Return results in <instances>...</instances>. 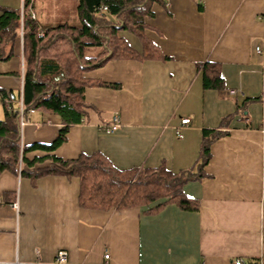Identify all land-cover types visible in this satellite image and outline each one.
Segmentation results:
<instances>
[{
	"label": "crops",
	"instance_id": "1",
	"mask_svg": "<svg viewBox=\"0 0 264 264\" xmlns=\"http://www.w3.org/2000/svg\"><path fill=\"white\" fill-rule=\"evenodd\" d=\"M3 8L24 10L25 25L32 13L44 29L81 25L78 0H0V15ZM73 10L80 24L70 23ZM152 10L143 37L118 31L138 56L84 71L92 82L84 90L86 116L70 125L66 140L54 150L28 151L34 165L19 160L17 171L0 172V260L56 264L67 250L70 264H264V54L254 51L264 42V0H162ZM20 28L19 20L15 42L3 44L13 53L0 59V89L14 94L9 106L16 109L26 71ZM147 43L155 50L148 57ZM205 63L215 64L209 73L221 77V89L204 87ZM115 113L121 126L108 134L102 125ZM5 114L0 99V120ZM26 114L29 123H17L21 150L51 144L64 126L56 113ZM204 129L225 134L202 165ZM94 154L120 170L189 173L180 189L196 208L168 199L154 209L90 208L80 203L78 177L41 173L52 156Z\"/></svg>",
	"mask_w": 264,
	"mask_h": 264
},
{
	"label": "trees",
	"instance_id": "2",
	"mask_svg": "<svg viewBox=\"0 0 264 264\" xmlns=\"http://www.w3.org/2000/svg\"><path fill=\"white\" fill-rule=\"evenodd\" d=\"M162 0H78L80 26L60 24L47 29L34 19H26L24 34V57L26 71L24 78V105L26 109H41L60 116L64 126L57 138L49 145L35 143L20 149L18 120L19 111L9 104L13 93L0 89V99L6 109L4 120H0V172L17 171L19 160L29 166L35 160L26 157L32 149L54 150L66 140L70 125L80 123L86 116L88 104L84 101V90L92 84L84 78V71L97 68L113 58L138 56L127 42L118 36L120 29L142 36L146 17L154 15L152 6ZM106 7V8H105ZM20 16L14 9L3 8L0 15V59H8L13 51L5 54L3 44L15 42ZM117 25L120 27L118 28ZM43 31L44 36L39 33ZM2 44V45H1ZM100 49L96 55L89 50ZM145 56L155 53L146 44ZM215 64L205 63L203 80L205 88L221 89L223 81L209 70ZM99 85L117 88L119 84L100 82ZM257 98H254L256 100ZM249 101L245 99L244 102ZM226 118L223 122L228 123ZM225 133L216 129L203 130L201 147L202 165L208 163L210 146ZM52 167L41 173H62L80 179V203L86 207L110 210L134 205L155 204L158 208L166 200L177 201L184 209H193L180 187L191 177L189 173L176 174L165 168L120 170L103 156L81 155L77 159L63 160L51 157ZM104 162L106 166L101 165ZM201 165V164H200ZM201 165V166H202ZM145 172L148 174L139 182L126 188L128 174ZM22 175L33 172L22 170ZM37 173V172H36ZM137 183V184H136ZM252 264H257L253 262Z\"/></svg>",
	"mask_w": 264,
	"mask_h": 264
},
{
	"label": "built area",
	"instance_id": "3",
	"mask_svg": "<svg viewBox=\"0 0 264 264\" xmlns=\"http://www.w3.org/2000/svg\"><path fill=\"white\" fill-rule=\"evenodd\" d=\"M106 8V7H105ZM20 16V21H21V28H20V36L22 38V40L24 39V34H25V29H24V19H25V12L24 10H22L19 14ZM31 17L33 19H35V14L32 13ZM40 37L44 36V32L41 31L39 33ZM254 51L256 54L261 55L264 54V42H262L259 45H256L254 48ZM231 94H235L237 93L236 90H231L230 91ZM19 111V122L20 125L23 127L25 124L29 123V118L27 117V111H33V109H26L23 100L21 101V104L18 108ZM190 122V118L189 117H185L182 119V124H188ZM121 126V117L120 114L115 113L111 119V121L109 123H106L104 125H102L103 130L108 133V134H112L114 132H116ZM179 137H182V134L179 133L178 134ZM13 207L16 208V210L18 211V203L14 202ZM106 257H109V255L107 254ZM55 263L56 264H70L69 260H68V252L67 250H60L57 255H56V259H55ZM0 264H20L19 260H13V261H5V260H0ZM234 264H244V261L242 259H236Z\"/></svg>",
	"mask_w": 264,
	"mask_h": 264
},
{
	"label": "rangeland",
	"instance_id": "4",
	"mask_svg": "<svg viewBox=\"0 0 264 264\" xmlns=\"http://www.w3.org/2000/svg\"><path fill=\"white\" fill-rule=\"evenodd\" d=\"M69 21H70V23H73V24H80L75 10H73V12L71 13V15L69 17ZM99 162L102 163L101 165L107 167V165L104 162H102V161H99ZM128 175H130V176H126V177L128 178V181L129 180L130 181L127 182L126 188L131 186L133 184V182L137 181V183H138L140 179H144L148 174H146L145 172H136L134 174L132 173V174H128ZM133 185H135V183Z\"/></svg>",
	"mask_w": 264,
	"mask_h": 264
}]
</instances>
